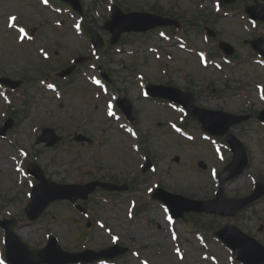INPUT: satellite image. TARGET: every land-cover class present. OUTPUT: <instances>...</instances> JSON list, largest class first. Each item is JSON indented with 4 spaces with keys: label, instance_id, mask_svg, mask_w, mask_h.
<instances>
[{
    "label": "rangeland",
    "instance_id": "374dc122",
    "mask_svg": "<svg viewBox=\"0 0 264 264\" xmlns=\"http://www.w3.org/2000/svg\"><path fill=\"white\" fill-rule=\"evenodd\" d=\"M152 1L156 2L154 6L157 9L183 16V20L178 19L181 20L184 33L177 32L178 39L184 40L187 36L191 44L213 51L217 45L215 37L205 41L201 27L184 20L194 18L197 24H206L218 32V37L231 44L235 48L232 55L238 52L246 57L249 54V45L244 40L250 39L255 31L245 28L238 15H216L212 11V0H116L115 3L124 12L150 11L153 8ZM105 2L106 0H81L88 20L96 26L102 23L100 18H96L93 8L96 7L99 13L107 18L109 9L106 8ZM201 2L204 9H201ZM251 3V1L236 0L230 10L237 13L242 9L240 7ZM10 12L19 13V17H22L27 24L36 26L33 27L36 36L33 42L15 41V33L5 26L6 15ZM59 17L56 12L40 8L36 4L28 5L25 0H0V76L26 79L28 76L45 73L49 68L54 70L67 65L73 56L88 55L85 40L81 35L76 34L70 25H67L66 31L49 25L48 20ZM171 17L175 18V16ZM259 27L262 32L264 25L259 24ZM97 30L104 40L101 48H105L108 46L109 33L100 28ZM127 34H122L116 43L120 44L121 51L112 48L105 53V67L115 82L114 86L133 102L137 113L136 126L140 134V145L153 156L157 170L151 175L142 177L140 182L133 181L130 176L138 174V165L143 161V157L139 151L131 147L133 139L122 131L115 121L103 114L100 105L93 106L92 87L88 85L82 73L74 76L71 85L60 99L55 98L51 93H45L41 87L26 80L24 87L28 100L27 103L19 101V104L23 107L27 104L28 112L21 116L18 122L19 129L12 127L10 130L11 137L16 143L0 139V206L9 207L13 213L20 212L26 200L23 195H28L27 188L24 190L26 180L17 177L13 162L9 158L10 155L18 157L16 147L20 145L30 149V153L36 156L35 162L41 165L49 177L57 181L83 182L96 175H102L106 179L109 176H117L126 179L131 185L134 184L132 189L129 187L118 196L105 195L108 201L95 200L98 195H104L102 192L94 194L93 200H89L88 205L95 208L94 213L111 228L109 233H105L96 225L85 236L81 233L79 235L82 217L76 214L69 203L58 202L49 205L50 207L48 206L34 222L26 224V219L19 220L15 231L23 241L41 246L45 241V233L51 231L57 235L59 243L67 250H80L82 244L95 250L110 243V235L116 233L125 246L137 249L140 256L147 258L151 264H208V260L201 258L205 249L200 246L194 233H190L180 223L178 233L181 236L184 259L179 260L176 257L160 206L156 202L145 201L144 194L145 188L151 185L152 178L156 175L161 186L168 191L194 198L210 197L213 183L208 167L212 164L222 167L225 163L217 159L212 146L202 141L217 143L223 150L225 146L218 139L203 133L191 120H188L187 126L190 132L183 128L184 134L189 138L197 137L201 140L187 141L177 136L168 128L167 119L178 120L179 114L165 104L143 98L141 78H138L137 74H141L150 83L173 85L182 89L189 87L190 90L197 92L198 105L244 113L251 106L257 111L263 108L262 101L256 96L255 86L251 84L253 81L258 82L259 79L256 77L261 74L264 78V64L260 65L261 73L249 60L239 61L237 58L233 65L224 64L221 69L212 65L203 67L194 54L171 45L174 41H165L155 31ZM39 46L49 48L53 57L43 60L37 50ZM149 46H158L159 50L157 53L149 51ZM167 51L172 53L169 58L166 56ZM215 54L221 55L218 50H215ZM214 58L222 60L216 56ZM163 64L168 68L166 74L163 73ZM83 69L89 71L90 68L84 66ZM207 84L210 86L207 87ZM228 86H234L231 89L236 91H230ZM213 88L215 91L211 95ZM240 92L244 94L246 92L248 98ZM247 99L251 100L250 104L247 103ZM0 109H5L1 99ZM249 121L234 126L232 130L247 145L250 159L246 172L224 186L227 196L246 194L252 188L254 177L264 179V130L253 119ZM44 126L56 127L57 131L65 136V141L48 149L36 145L33 128L36 127L39 133ZM74 131L93 137L96 143L88 146L72 142L71 136ZM174 156L179 157L178 162L173 160ZM231 156L232 153L225 152V157ZM198 160H203L207 164L205 170L198 168ZM88 171L94 173L89 174ZM132 196L137 201V207L140 204H144V207L140 210L135 208L134 217L129 219L128 201ZM230 207L231 204L220 205L223 210ZM194 217L198 222L199 230L203 231L204 236L211 238L217 228L216 222L211 223L212 216ZM216 219L221 225L234 220L239 228L264 244V228L262 231L258 230L260 224H264V197L235 219L226 220L220 216ZM23 230L27 234L22 233ZM205 240L211 252L216 254L219 263L228 264L230 252L213 238H205ZM254 258L257 259L258 256ZM231 263L238 264L232 259ZM118 264L141 263L131 252H126L123 254V260Z\"/></svg>",
    "mask_w": 264,
    "mask_h": 264
},
{
    "label": "snow or ice",
    "instance_id": "6c2138e0",
    "mask_svg": "<svg viewBox=\"0 0 264 264\" xmlns=\"http://www.w3.org/2000/svg\"><path fill=\"white\" fill-rule=\"evenodd\" d=\"M10 19L14 21V20H15V17H12V18H10ZM21 31H23V30H21ZM110 114H111V113H110Z\"/></svg>",
    "mask_w": 264,
    "mask_h": 264
},
{
    "label": "water",
    "instance_id": "95a60500",
    "mask_svg": "<svg viewBox=\"0 0 264 264\" xmlns=\"http://www.w3.org/2000/svg\"><path fill=\"white\" fill-rule=\"evenodd\" d=\"M33 259L35 260V263L34 264H37V260L35 259V257H33Z\"/></svg>",
    "mask_w": 264,
    "mask_h": 264
},
{
    "label": "bare ground",
    "instance_id": "6f19581e",
    "mask_svg": "<svg viewBox=\"0 0 264 264\" xmlns=\"http://www.w3.org/2000/svg\"><path fill=\"white\" fill-rule=\"evenodd\" d=\"M23 232H25V231H23Z\"/></svg>",
    "mask_w": 264,
    "mask_h": 264
}]
</instances>
